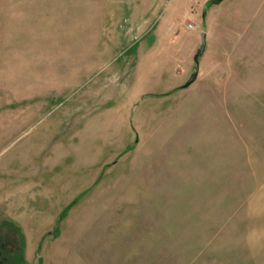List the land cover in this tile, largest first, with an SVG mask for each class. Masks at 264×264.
I'll use <instances>...</instances> for the list:
<instances>
[{
  "label": "rangeland",
  "instance_id": "1",
  "mask_svg": "<svg viewBox=\"0 0 264 264\" xmlns=\"http://www.w3.org/2000/svg\"><path fill=\"white\" fill-rule=\"evenodd\" d=\"M30 1L0 0V264H264V0Z\"/></svg>",
  "mask_w": 264,
  "mask_h": 264
},
{
  "label": "crops",
  "instance_id": "2",
  "mask_svg": "<svg viewBox=\"0 0 264 264\" xmlns=\"http://www.w3.org/2000/svg\"><path fill=\"white\" fill-rule=\"evenodd\" d=\"M35 3H43L47 5V9L50 11L46 13L48 18H56L60 17L65 20L67 23L69 20H73V22H77L88 17L93 19L92 22L100 25H105L106 23V0H31L30 4L33 6V11L38 10ZM31 6H29L30 8ZM97 9V10H96ZM87 10L86 15L83 11ZM89 14V12H91ZM42 15V14H41ZM40 14L39 18H42ZM67 21V22H66ZM62 24L67 26L66 24ZM53 31L51 29L48 32ZM90 41L92 42H102L103 49L106 48V34L99 33L98 35L91 34ZM94 62L87 61L84 69L87 71L93 67ZM84 72V71H83Z\"/></svg>",
  "mask_w": 264,
  "mask_h": 264
},
{
  "label": "water",
  "instance_id": "3",
  "mask_svg": "<svg viewBox=\"0 0 264 264\" xmlns=\"http://www.w3.org/2000/svg\"><path fill=\"white\" fill-rule=\"evenodd\" d=\"M203 51H204V41L202 42V45H201L200 49L198 50V52L196 53V55H195L194 58L196 59L197 56H199L200 54L203 53ZM190 81H191V80H189L185 85L189 84Z\"/></svg>",
  "mask_w": 264,
  "mask_h": 264
}]
</instances>
